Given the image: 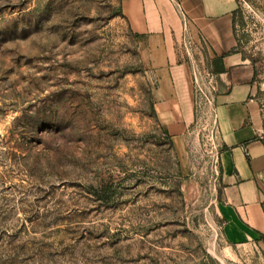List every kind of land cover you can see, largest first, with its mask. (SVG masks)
I'll return each instance as SVG.
<instances>
[{"label": "rangeland", "instance_id": "1", "mask_svg": "<svg viewBox=\"0 0 264 264\" xmlns=\"http://www.w3.org/2000/svg\"><path fill=\"white\" fill-rule=\"evenodd\" d=\"M235 1L264 114V0ZM120 4L0 0V264H264L221 236L206 62L178 152Z\"/></svg>", "mask_w": 264, "mask_h": 264}, {"label": "crops", "instance_id": "2", "mask_svg": "<svg viewBox=\"0 0 264 264\" xmlns=\"http://www.w3.org/2000/svg\"><path fill=\"white\" fill-rule=\"evenodd\" d=\"M144 64L155 77L156 118L178 152L197 116L195 59L215 79L212 114L218 169L216 214L225 244L264 250V114L253 71L236 50L235 0H121Z\"/></svg>", "mask_w": 264, "mask_h": 264}, {"label": "built area", "instance_id": "3", "mask_svg": "<svg viewBox=\"0 0 264 264\" xmlns=\"http://www.w3.org/2000/svg\"><path fill=\"white\" fill-rule=\"evenodd\" d=\"M211 75V74H210ZM212 76V75H211ZM196 84H197V81H196ZM198 85V84H197ZM196 85V86H197ZM195 86V87H196ZM197 89V88H196ZM199 91H201V89L199 88ZM257 140L259 142H261L263 145H264V121L262 123V126H261V129L259 130V132L257 133Z\"/></svg>", "mask_w": 264, "mask_h": 264}, {"label": "trees", "instance_id": "4", "mask_svg": "<svg viewBox=\"0 0 264 264\" xmlns=\"http://www.w3.org/2000/svg\"><path fill=\"white\" fill-rule=\"evenodd\" d=\"M121 17L123 18L122 13H121ZM134 36L137 37L136 35H134ZM210 74H211V75L214 74L213 71H210ZM153 104H154V103H153ZM153 112H154V115H155V117H156V114H155V111H154V105H153ZM162 129H163V128H162ZM163 133L166 135V137L169 138V141L172 143L170 137L167 135V133H166V131H165L164 129H163ZM262 239L264 240V238H262Z\"/></svg>", "mask_w": 264, "mask_h": 264}]
</instances>
